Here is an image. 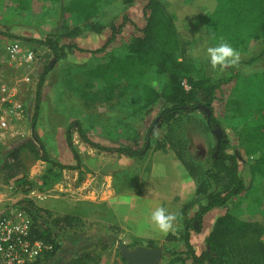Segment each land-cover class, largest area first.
<instances>
[{
	"label": "rangeland",
	"instance_id": "1",
	"mask_svg": "<svg viewBox=\"0 0 264 264\" xmlns=\"http://www.w3.org/2000/svg\"><path fill=\"white\" fill-rule=\"evenodd\" d=\"M9 4L10 0H0V78L19 88L17 98L21 108L18 111L24 119L16 126V137L10 138L8 143L12 145L33 135L32 118L39 75L51 64L52 70L47 74L43 88L36 130L51 159L64 165L79 166V169H61L23 149L18 169L15 170L16 177L10 178L6 172L0 171V210L30 199L55 216L70 214L86 222L83 232L63 239V247L51 264L64 262L79 250L93 252L92 256L94 254L96 259L89 264H127L120 254V245L126 243L132 249L140 245L148 246L150 241L156 247H163L159 264H180L171 262L172 257L166 250H186L182 240L178 237L172 242L167 241L165 233L160 232L152 222V213L142 215L140 212H146L142 203L150 188L161 187L158 192L170 195L166 188L168 174L162 170L170 156L182 158L190 153L195 159L200 158L205 169L211 166L212 149L218 138L214 130L210 131L207 127L205 114L194 111L181 115L150 133L149 128L158 118L162 103L144 109L134 102L132 94L118 93L109 103L100 102L88 107L74 90L83 81V70L106 62L111 56L127 53L128 44L141 34L145 25L144 1L127 4L123 0H102L98 19L104 25L103 31L92 32L78 23L80 33L65 38L62 43L76 42L85 51L77 50L60 59H56L45 46L23 38L43 39L62 25L72 29L74 22L64 21L59 7L43 11H16ZM120 24L123 26L117 39L104 47L111 34V26ZM13 40H22L38 54L39 61L31 69L8 61L3 45ZM254 45L255 42H252L249 49ZM233 48L239 52L240 59L248 51ZM239 72L245 76L264 72V58L241 64ZM28 75L31 80L26 83L23 79ZM234 87L235 82L224 85L212 111L224 138L230 142L226 152H239L242 155L239 174L246 188H249L252 179L250 161L244 154L242 137L230 120L231 106L227 103L234 93ZM72 121H79L94 142L117 147L132 145L140 149L147 143L150 148L146 149L145 156L133 158L118 152L99 150L75 134L74 143L80 157L77 161L66 140V130ZM188 166L191 167V163ZM256 207V194L253 191L242 192L233 196L222 212L230 211L248 219ZM197 209L198 205H195L190 211ZM135 210H140L139 216L134 214ZM217 213L216 208L204 217L202 234L191 231L197 252L201 251V241L212 225V216ZM173 224L174 231L170 233L181 235L182 218L174 217ZM109 225L120 229L107 232ZM152 234L159 239L151 238ZM187 264L192 263L188 261Z\"/></svg>",
	"mask_w": 264,
	"mask_h": 264
},
{
	"label": "trees",
	"instance_id": "2",
	"mask_svg": "<svg viewBox=\"0 0 264 264\" xmlns=\"http://www.w3.org/2000/svg\"><path fill=\"white\" fill-rule=\"evenodd\" d=\"M123 1L131 4L136 0ZM142 1L145 3V25L141 34L128 44L127 53L111 56L106 62L83 70V81L74 90L88 107L100 102L109 103L118 93L132 94L134 102L144 109L162 103L158 118L149 128L150 133L194 111L205 114L207 127L212 131L218 126V119L213 113L208 118L199 106L213 110L224 85L235 82L234 93L227 103L231 106L230 120L242 137L244 154L250 161L251 186L246 188L239 174L242 155L226 152L230 143L226 138L215 156L216 142L212 149L211 166L203 171L204 178L197 188V194L205 203L198 204L192 216L189 215L190 210L197 202L186 203L178 214L183 222L181 235L171 233L166 239L172 242L179 237L186 250L166 252L172 257L171 262L180 264H187L188 261L192 264H264V72L253 76L239 72L241 64L264 58V0ZM101 2L10 0L9 6L16 11H43L59 7L62 19L74 22L72 29L62 25L43 39L23 38L45 46L56 59H60L77 50L85 51L76 42L62 43L65 38L80 33L78 23L92 32L103 31L104 25L98 19ZM122 26H111V34L104 47L117 39ZM221 42L248 51L235 66L213 68L206 51ZM252 42L255 45L249 49ZM51 70L52 65L48 64L39 75L32 118L33 135L14 142L0 156V171L6 172L10 178L17 176L15 170L23 149L61 169H79V166L64 165L51 159L36 130L46 76ZM75 134L99 150L133 158L145 156L150 148L147 143L140 149L132 145L117 147L94 142L79 121H72L66 130V140L77 161L80 157L74 143ZM191 165H187L188 169L195 168L194 164ZM252 191L256 194L257 207L251 217L243 219L230 211L223 212L215 219L205 238L206 248L197 252L191 242V231L201 232L205 215L214 208L225 207L233 196ZM17 205L32 218L31 238L52 246L50 250H44L33 264H51L63 247V239L80 234L86 226L79 216H55L30 199L21 200ZM110 229L120 228L109 225L106 231ZM148 247L156 246L150 241ZM92 253L79 250L59 264H89L96 259Z\"/></svg>",
	"mask_w": 264,
	"mask_h": 264
},
{
	"label": "built area",
	"instance_id": "3",
	"mask_svg": "<svg viewBox=\"0 0 264 264\" xmlns=\"http://www.w3.org/2000/svg\"><path fill=\"white\" fill-rule=\"evenodd\" d=\"M9 62H15L21 67L32 68L39 61V56L22 40H13L3 45ZM31 80L28 75L23 79ZM18 87L0 78V156L3 150L11 145L9 139L16 137V126L24 119L18 111ZM252 158V157H251ZM32 218L30 214L19 207L0 210V264H33L40 258L44 250H50L43 240L31 238Z\"/></svg>",
	"mask_w": 264,
	"mask_h": 264
},
{
	"label": "crops",
	"instance_id": "4",
	"mask_svg": "<svg viewBox=\"0 0 264 264\" xmlns=\"http://www.w3.org/2000/svg\"><path fill=\"white\" fill-rule=\"evenodd\" d=\"M207 150H208V148H207ZM183 151H184V149H183ZM188 155H190V156H188ZM187 159L191 160V163L194 164L195 168L188 169L187 165L190 164V160H187ZM168 160H169L168 164L164 165L162 170H163V172L168 174L167 180H169V181H168V186L166 188L169 191L170 195L165 194L164 192L163 193L158 192V190L161 187L156 188V189L150 188L148 193H146L145 197L143 198L144 203H142L144 206L143 211H146V212H140V210H141L140 209V210H138V212H137V210H135L134 214L137 213L138 216H139V212L142 215L147 214V212H149L151 214L157 208L164 207L168 213L173 215V217H176V216L179 217L178 214L186 203H188L192 200H196V202H197L196 205L204 202V199H202V197L197 194V188H198L200 181L204 178V172L203 171L205 170V166H203L204 163L202 161H200V158L195 159L189 153V154H185V156L182 158H180L178 155L177 156H170L168 158ZM172 184H174V187ZM223 208L224 207L217 208L219 213L212 216V218H213L212 225L208 228V230L204 234V239L201 241V247H202L201 251L206 248L205 238L207 237V235L211 231L213 224L215 222V219L223 213L222 212ZM214 209H216V208H214ZM214 209L209 211L206 215H208V214L210 215V213L212 211L214 212ZM195 212L196 211H194V212L190 211V213L192 215ZM138 216H137V218H140ZM199 233L202 234L203 231H202V233L201 232H199ZM169 234H171V233L165 234V236H164L165 239H167V236ZM196 234H198V232ZM200 234H199V236H200ZM150 237L153 239H159L155 234L150 235ZM161 237H163V235ZM191 242H192V239H191ZM204 246H205V248H204ZM194 247H195V244H194Z\"/></svg>",
	"mask_w": 264,
	"mask_h": 264
},
{
	"label": "clouds",
	"instance_id": "5",
	"mask_svg": "<svg viewBox=\"0 0 264 264\" xmlns=\"http://www.w3.org/2000/svg\"><path fill=\"white\" fill-rule=\"evenodd\" d=\"M206 54L213 68L219 67L223 69L226 66H235L240 59L239 52L226 42L208 47ZM151 220L160 232L168 234L174 231V217L164 207H159L152 212Z\"/></svg>",
	"mask_w": 264,
	"mask_h": 264
},
{
	"label": "water",
	"instance_id": "6",
	"mask_svg": "<svg viewBox=\"0 0 264 264\" xmlns=\"http://www.w3.org/2000/svg\"><path fill=\"white\" fill-rule=\"evenodd\" d=\"M199 109L204 110L208 118L213 113L212 109L203 105L199 106ZM214 133L218 138V148L214 154L217 156L219 147L221 143L225 141V138L223 130L219 126L214 129ZM120 254L126 260L127 264H159L163 257V247H148L140 245L131 249L128 244L123 243L120 245Z\"/></svg>",
	"mask_w": 264,
	"mask_h": 264
}]
</instances>
